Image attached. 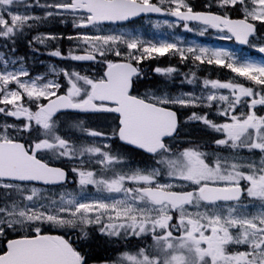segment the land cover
<instances>
[{"label": "snow or ice", "instance_id": "obj_1", "mask_svg": "<svg viewBox=\"0 0 264 264\" xmlns=\"http://www.w3.org/2000/svg\"><path fill=\"white\" fill-rule=\"evenodd\" d=\"M0 264H264V0H0Z\"/></svg>", "mask_w": 264, "mask_h": 264}, {"label": "rangeland", "instance_id": "obj_2", "mask_svg": "<svg viewBox=\"0 0 264 264\" xmlns=\"http://www.w3.org/2000/svg\"><path fill=\"white\" fill-rule=\"evenodd\" d=\"M130 27V26H128ZM137 31L141 32L145 37L153 38V39H170L172 35L178 36L180 40L186 42V43H193V44H200L207 47H222L229 51H232L236 54L237 58L244 59V58H251L256 59L257 61H260L262 59L261 54H257L256 56H252L249 52V50H241L240 47L235 45L233 42H229L228 40H220L216 37L214 32H207L205 35L200 36L197 35L194 32H185L182 28L176 29L174 32H168L164 30H152L150 25L145 23L143 20L140 21V23L136 24L133 27ZM51 63H59L57 61L51 62ZM80 63V71H84L85 68L89 72L93 71L92 68L87 66V63L84 62H78ZM191 91V90H190ZM198 91V90H197Z\"/></svg>", "mask_w": 264, "mask_h": 264}, {"label": "trees", "instance_id": "obj_3", "mask_svg": "<svg viewBox=\"0 0 264 264\" xmlns=\"http://www.w3.org/2000/svg\"><path fill=\"white\" fill-rule=\"evenodd\" d=\"M56 31H60V32H64L65 35H68L71 32V24L69 23V25L66 28L63 27H57V29H55ZM18 51L17 54L18 55H24L28 52L27 48L23 47L22 44H18ZM63 47L65 49V52L67 51V42H65L63 44ZM41 51L43 52L44 49L41 47ZM53 61H57L59 62L56 58H50L46 55H41L39 56L37 59H35L34 63L30 62L29 63V67H31L34 71V73H38V72H43L45 71V65H47L48 63ZM43 62V63H42ZM161 66H168V65H175L177 63L176 59L171 58V57H161L160 61H159ZM142 65L144 67L145 71H148L149 67H155L156 66V62H142ZM88 66V65H87ZM205 69H207V66H205ZM182 71L184 72H189V68L188 67H183L182 66ZM150 75H153V73H149ZM210 75L211 78H220L222 80H227L231 75V74L227 69H222V70H217L216 66H212L210 72L206 71V70H198L197 75L200 76L201 78H203V76L205 75ZM196 88H199V84H197L195 86ZM193 88L192 85H184V89H191ZM178 90V89H174ZM139 159V158H137ZM69 187H74V185H69ZM73 239H75V237H73ZM94 251L98 252V254L101 257H105V256H109L112 255V251L111 249L108 248L107 245L101 244L99 242H97L96 247L94 248Z\"/></svg>", "mask_w": 264, "mask_h": 264}]
</instances>
